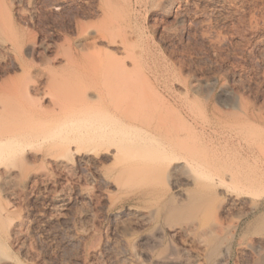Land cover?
Returning <instances> with one entry per match:
<instances>
[{"label": "rangeland", "instance_id": "rangeland-1", "mask_svg": "<svg viewBox=\"0 0 264 264\" xmlns=\"http://www.w3.org/2000/svg\"><path fill=\"white\" fill-rule=\"evenodd\" d=\"M163 1L7 0L22 48H0V100L18 88L10 128L32 144L0 168V264H264V0ZM93 42L133 71L136 103L149 101L137 118L181 136L168 142L188 161L182 174L138 162L142 149L115 156L121 141L95 153L96 135L75 127L35 142L72 85L102 89ZM56 71L71 86L50 87ZM31 106L41 111L25 122Z\"/></svg>", "mask_w": 264, "mask_h": 264}, {"label": "bare ground", "instance_id": "bare-ground-1", "mask_svg": "<svg viewBox=\"0 0 264 264\" xmlns=\"http://www.w3.org/2000/svg\"><path fill=\"white\" fill-rule=\"evenodd\" d=\"M98 1L99 0H97V2ZM100 1L102 3V4L100 3L102 6L100 4H97V6L100 5L101 8H103V9H104L103 6H105V8H108L107 4L108 3L112 4V2H113V0L112 1L100 0ZM168 3H169L168 0L163 1V4L165 6ZM9 6H8L7 0H0V48L4 49L7 53H10L9 51H13V50L17 51L18 49L22 48L21 47L22 43H21V40L19 39L21 30H20V28L16 27L17 25H16V23H14V21H13L14 19L12 20L13 15H11ZM58 6H59L58 4H53L54 8L58 9L59 8ZM101 8L98 10H101ZM104 10H106V9H104ZM101 11H99V12L101 13ZM107 11H108V9H107ZM100 13H99V15H100ZM108 13H110V11ZM106 16H108V15H106ZM102 17L104 18V16H101L100 20L103 19ZM110 17H111V15H110ZM106 19L109 20V18H106ZM104 21H106V20H104ZM101 22H102V20H101ZM111 23L112 22H110V24ZM101 24H104V22ZM106 25H104V26H106ZM18 26H20V25H18ZM100 26H102V25H99L98 29H101ZM104 26H102V30H103ZM107 26H109V25H107ZM111 26H113V24ZM114 26H116V25H114ZM110 29H111V27H110ZM93 30H97V29L95 28ZM97 31H95V32L98 33V35H97V36H99L98 39H100V37H101V39L106 38L107 35L105 36V35L101 34L102 33L101 30H97ZM105 31H106V33L109 31L108 27H105ZM93 32L94 31H92V33ZM103 32H104V30H103ZM110 32H112V31L110 30L108 33H110ZM91 36H92V34H91ZM97 36H96V39H97ZM92 37H94V36H92ZM111 37H113V36L111 35ZM104 39H102V40H104ZM97 40H96V42L95 41L94 42L97 43ZM106 40H107V38H106ZM106 40H105V42H106ZM114 40L112 38V41L109 44L108 43L107 44L105 43V44L106 45L111 44L113 46V45L118 43V42H116V40L115 41ZM100 41L101 40H99V42ZM95 43H94V45L91 44L92 47L95 46ZM33 45H35V44H33ZM121 46H122V44H121ZM32 47H34V46H32ZM92 47H91V49H92ZM95 47L97 48V46H95ZM95 47L93 48L95 50H97L99 48V46L97 49ZM113 47H115V46H113ZM119 47L118 48L115 47L117 49L116 50L117 52L119 51ZM111 49H113V48H111ZM113 50H115V49H113ZM121 50H125V47H123V49H121ZM97 51H98V53L97 52L95 53V51L93 53L90 52V54L91 53L96 54V55L94 54L93 56H89L87 53H84L83 55L85 56V54H87L89 56V57H87V55H86L87 59L91 58V62L93 63L92 65L95 64L94 65L95 67L93 66L94 68L93 69L91 68V70H93L92 72H94L96 69V71H95L96 74L94 73L96 76L94 74H92V75H94L95 78L97 77L96 79L100 78V81L102 82V85H101L102 89L101 88L100 89H93V91H91V87H88L90 90L89 91L88 89H86L87 85H89V84L85 85L84 83H86V81L84 83L82 82L84 79L81 81L82 86H81V84L79 85L78 83H76L77 86H76V84L72 85V86H75L76 88L75 87H74L75 89L73 87L69 88L70 91L67 93L68 96L64 97V101H62V104H60V106H59L58 111L64 110L63 112L61 111L62 114L57 115L58 119L56 118V115H53L52 117L50 116L51 118H49L50 120L48 122L50 123V125L53 123V120L55 118L59 121L58 125L56 127H51V126H50L51 128L48 127L49 128V129L47 128L48 132H45L44 134H42V136L38 137L35 142L41 143L44 141H47V142L50 140L52 141L55 139V137L58 134L57 133L58 128L59 129L61 128L62 130L64 128L65 130L67 129V131H68V130H70V128L75 127L74 129H76V128L81 129V132L79 133L80 135H84L88 131H91L93 133V135H96L95 137H93L96 142L92 148L95 153L108 151L109 147H107V148L103 147V145L106 142L121 141V144H115L114 145V155L115 156H127V155H130L131 150L133 152H135V151H138L139 149H142V150H144L145 153L142 156H140V158L137 159L138 162H142L143 165H147L148 161L152 162L153 164L155 162L157 167L158 166H169V165L173 164V167H172V170L170 171V174L175 175L174 177H176V175L178 176V175L182 174V170H183L182 164H188V161H185V157H183L182 155H179V153H177V151H176L177 149L176 150L172 149L174 147V145L176 146L178 144V142L176 143V141H175V143H172V144H169V142H168L169 139H170V143L172 141L174 142V139H175L174 137H176V136L171 137V138H174L173 140H171L170 131L169 132L166 131V129H168V128H166V126H164V124L162 123L163 120H162V122H159V123H158V121H156L157 123L156 122L152 123V121H150L148 119L145 121L140 120L139 118H137L138 115L135 114L136 109L138 107L137 105H139V104L136 103V100L138 98L137 99L135 98L136 100L134 99L135 95L133 93L134 92L133 88L135 85L134 84V82H135L134 78L135 77H134V74H132L133 71H131L129 68H127V65L124 64L123 61H120L115 53H113L111 55V53L113 51L110 52L106 49L105 52L108 51V52H106L107 54H105V56L101 54L104 57L107 56L108 60L106 63L103 61V57H101V58L97 57V54H99V49ZM67 52H68V54L65 53L67 55L64 54V56H65V58L67 57L66 59H67L69 68H72L73 66H74V68L75 67L78 68V66H76L78 64L74 65L75 64L74 59H75V57H77V55L76 56L74 55L75 57H73V56H71L72 53L70 54L69 51H67ZM101 55H99V56H101ZM108 56H110V57L112 56L113 58L110 59V57H108ZM82 59L80 61H82ZM84 60H85V58H84ZM88 60H90V59H88ZM88 60H85V61H88ZM82 63H85V62L82 61ZM82 63H81V65H82ZM88 63H87V65L90 64V63L89 64ZM96 64H97V67H96ZM132 64H134V63L132 62ZM68 65H67V67H68ZM92 65H89V66L92 67ZM89 66H87V67H89ZM80 67L81 66H79V68ZM77 68H75V69L77 70ZM75 69H72V71H74ZM129 70L131 73H129ZM72 71L70 70V72H72ZM86 71L88 72L87 68H86ZM74 72H73V74H74ZM89 72H91V71H89ZM59 73H62V71ZM59 73H57V71H56V74L54 72H52V74H50V81H48V84L50 82V84H49L50 87H52V85H53L54 88L57 86V87H59V89H61V87H64L66 80H67L66 83H68L69 79L66 78V76H67V75H65L66 73L63 72V75L61 74V77L59 76ZM86 73H85V75H87ZM57 74H58V77H57ZM75 74H78V73L75 72ZM88 75L91 76L90 74H88ZM74 76H73V78H74ZM84 78H85V76H84ZM95 78L93 77L92 81L95 82L96 81ZM80 79H79V81H80ZM89 80H90V78H89ZM89 80H87V81H89ZM92 81L90 80L89 83L91 82V83L95 84V87H96V85H99L97 82L94 83ZM97 81H99V80H97ZM8 84L10 85V83H7V85ZM69 84L70 83H68L67 85H69ZM9 85L7 86V88H5V93L3 92V94H5L6 98H3L0 100V103H1L0 104V168H1V165L6 164L4 161H7L5 159L10 154V152L12 150L14 151L16 149H18V150L22 149V151H25L27 146H31V144H32L30 142L27 143L25 140H23L25 138V135H23V133H22L23 132L22 128H17V131H15V129L10 128V126H11L10 124H13L16 122L15 116H18L21 109H20V107H18L19 105H17L16 100H15L17 95H19L20 91L18 90V88L13 87V84H11L10 86ZM70 86H71V84H70ZM57 87L55 89H57V91H58L59 89ZM93 87H94V85H93ZM51 89H53V88H51ZM55 89L53 92L56 91ZM87 90L89 93H87ZM2 91H4V90H2ZM51 91L52 90H50V92ZM50 92L48 91V94L51 96ZM142 100L144 102L141 103L139 105V107L145 106L146 103L149 102V101L146 102L145 98H143ZM137 102L140 103L141 101L138 100ZM61 105H63V106H61ZM64 107L67 109H64ZM143 109H145V107ZM25 110H26L25 113L27 115V118L24 121L28 122V120H31L33 116H35L37 114L39 115L40 109L38 107H32L31 106ZM144 111H146V110H144ZM148 111L150 113V111H152V110H148ZM52 112H54V111L52 110ZM159 114H160V112H158L157 115H159ZM163 114L161 116H164V119L166 120L165 115H163ZM150 117H151V113L149 114V118ZM158 119H159V121H161L160 117ZM156 120H157V118H156ZM24 121H22V122L24 123ZM29 122L31 123V121H29ZM19 124H18V126H19ZM22 124H21V126H23L26 123H24L23 125ZM27 125H28V123H27ZM162 125L164 127H161ZM24 127L25 126H23V128ZM157 127L159 129H161V130H159V133L161 135H160V138H158V139H156L154 137L156 135L154 131H155V129H158ZM174 127L175 126H173V128ZM175 129H176V127H175ZM140 131H142V133L144 135L143 136L140 135L137 138V135H135V132H140ZM172 132H174V131L172 130ZM15 136L17 138H15ZM158 136H159V134H158ZM177 138L179 139V138H181V136L179 137V135H177L176 140L178 141ZM182 139H183V136H182ZM179 142H180V139H179ZM96 146H99L100 148L96 149ZM170 146H172V147H170ZM178 146H180V145H178ZM178 146H176V148ZM144 163H147V164H144ZM147 167H150V164ZM127 170H129V169L127 168L124 171H127ZM1 250L2 249H0V252H1ZM2 251L4 253L6 250L5 251L2 250Z\"/></svg>", "mask_w": 264, "mask_h": 264}]
</instances>
